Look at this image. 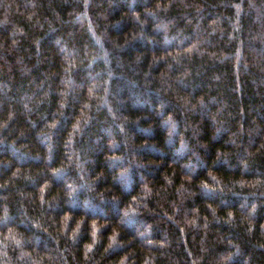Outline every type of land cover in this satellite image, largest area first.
<instances>
[{
	"label": "trees",
	"instance_id": "1",
	"mask_svg": "<svg viewBox=\"0 0 264 264\" xmlns=\"http://www.w3.org/2000/svg\"><path fill=\"white\" fill-rule=\"evenodd\" d=\"M0 264H264V0H0Z\"/></svg>",
	"mask_w": 264,
	"mask_h": 264
}]
</instances>
